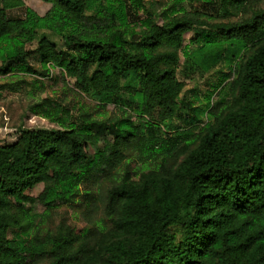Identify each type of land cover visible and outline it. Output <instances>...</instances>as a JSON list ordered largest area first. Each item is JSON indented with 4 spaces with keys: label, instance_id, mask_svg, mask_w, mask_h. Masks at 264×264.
Instances as JSON below:
<instances>
[{
    "label": "trees",
    "instance_id": "1",
    "mask_svg": "<svg viewBox=\"0 0 264 264\" xmlns=\"http://www.w3.org/2000/svg\"><path fill=\"white\" fill-rule=\"evenodd\" d=\"M42 1L51 4L45 15L28 7L25 18H9L24 0H0V75L58 69L78 94L136 105L148 121L143 129L131 116L105 122L83 114L67 123L70 110L44 99L42 113L61 127L21 129L15 143L0 145V264H264V7L256 5L263 0H175L145 17L133 13L142 0ZM195 2L209 11L190 9ZM202 27L227 45L237 93L210 111L213 119L173 137H182L178 150L164 134L185 86L177 76L185 34L205 37L185 52V65L207 70L220 59ZM128 149L145 158L185 155L140 179L127 171L114 182L105 208L112 226L99 237L63 224L30 236L36 215L28 203L61 206ZM40 183L37 197L27 194ZM14 228L22 235L11 239Z\"/></svg>",
    "mask_w": 264,
    "mask_h": 264
},
{
    "label": "rangeland",
    "instance_id": "2",
    "mask_svg": "<svg viewBox=\"0 0 264 264\" xmlns=\"http://www.w3.org/2000/svg\"><path fill=\"white\" fill-rule=\"evenodd\" d=\"M175 0H142L143 6L135 8L133 13L137 17H145L149 12L160 13ZM264 7V0L256 3ZM33 9L38 15H45L51 8V4L42 0H24V5L8 11L9 18H25L27 8ZM189 7V6H188ZM190 9H196L207 13V7L201 2H195ZM240 18V17H237ZM235 18V19H237ZM202 35H208L214 40L212 51L220 54L218 62L209 69L193 68L185 65V52L189 54L198 50L205 43V37L200 41L194 39V32L185 34L182 49L179 51L180 64L177 68V76L184 81V88L179 97V104L172 118V130L164 134L168 138L170 146L178 143V150L182 148L181 138L186 132L192 130L194 123L204 124L210 116V111L224 108L229 105L237 93L231 76V65L227 45L219 43V37L214 31L202 27L198 31ZM52 42H59V37L54 33L44 30ZM33 43L32 47H34ZM30 63L38 69L37 60ZM212 95L211 103L208 97ZM50 99L53 105L60 104L70 110L67 123L80 122L81 115L91 119L105 122H114L117 119L131 116L135 125L143 129L147 127L148 119L141 115L140 109L133 105L130 107H118L114 104H99L85 95L78 94L73 90L70 80H64L58 69H50L48 75L25 74L19 70L0 75V145L6 146L17 141L21 129L47 128L58 129L60 124L45 117L40 105L44 99ZM123 98L129 101L130 96L124 94ZM220 106V107H219ZM36 110V111H35ZM145 135L152 132L147 129ZM182 134L180 139H173ZM178 150L168 157L162 155L145 158L139 155L137 150L124 151V157L113 168L99 177L91 178L79 185L75 194L69 201H64L61 206L46 209L45 206L36 202L27 204L33 208L34 225L29 229L30 236L46 235L55 233L59 225H65L79 232L91 229L93 237L97 238L107 232L112 226L111 220L106 216V191L116 181H119L125 172L129 171L134 179H140L141 175L153 170H161L163 164L167 167L180 162L184 155L178 157ZM166 158V163L163 162ZM44 189L40 183L27 192L28 195L37 197ZM178 231V229L172 228ZM22 232L19 229H10L9 238H17Z\"/></svg>",
    "mask_w": 264,
    "mask_h": 264
}]
</instances>
